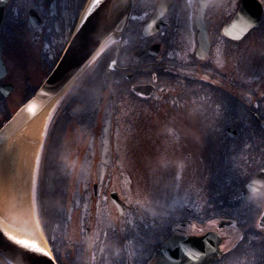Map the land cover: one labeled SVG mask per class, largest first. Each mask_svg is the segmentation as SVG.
Listing matches in <instances>:
<instances>
[{
  "label": "flooded vegetation",
  "instance_id": "flooded-vegetation-1",
  "mask_svg": "<svg viewBox=\"0 0 264 264\" xmlns=\"http://www.w3.org/2000/svg\"><path fill=\"white\" fill-rule=\"evenodd\" d=\"M1 4L0 131L21 106L33 101L81 12L80 0H0ZM241 6L249 17L261 11L260 23L237 39L233 36L238 28L225 26ZM239 42L264 45L261 0H133L129 13L91 55L85 68L95 69V76L104 80L94 91L98 89L97 103H104L110 113L125 102L126 110L146 100L155 108L165 106L174 119L172 133L189 136L195 154L200 144L211 149L214 139L224 143L222 148L239 145L232 142L243 135L250 142L247 148L235 147L238 163L224 168L227 180L216 178L214 171L219 168L214 169L207 158L206 163L198 160L205 172L201 176L205 195L197 194L190 204L179 203L170 211L168 200L161 197L152 212H127L118 237L108 232L107 220L96 227V220H90L88 264H160L162 257L156 252L173 236L202 239L203 251L210 253L208 264H264V83L257 82L264 79V71L260 75L253 69L256 78L252 79L253 65L249 69V62L240 60L236 65L231 60V53L241 52L240 46L235 48ZM245 58L264 59V51ZM113 60L116 65L109 68ZM145 84L153 86L148 95L133 90ZM75 93L68 94L67 105L77 99ZM237 94L241 102L234 98ZM221 99L230 110L224 117ZM172 161L178 173L185 172L180 158ZM221 161L219 156L217 166L224 165ZM232 168L235 178L229 179ZM248 183L252 189L243 191ZM84 253L83 245V257ZM170 257L168 264H176L175 256ZM60 260L75 262L71 252L60 255ZM0 264L10 263L0 255Z\"/></svg>",
  "mask_w": 264,
  "mask_h": 264
},
{
  "label": "rangeland",
  "instance_id": "rangeland-1",
  "mask_svg": "<svg viewBox=\"0 0 264 264\" xmlns=\"http://www.w3.org/2000/svg\"><path fill=\"white\" fill-rule=\"evenodd\" d=\"M236 46H240L241 52L239 56L235 52L231 53L229 55L231 60L236 65L240 60H245L249 62V69L252 65L254 67L256 64V68L252 67L250 70L251 77L252 79L256 78L254 77L253 69L261 75L264 66L258 65L259 62L257 60L259 58L253 60L252 58L245 57L261 55L264 51V45L257 42L247 44L239 42L235 45V48ZM235 64L231 65L234 66ZM85 70L89 71L81 75ZM82 72L78 74L79 76L77 75L73 82H70L65 87V90L60 94L57 102L49 112L47 122L44 124L37 143V152L34 156L30 178L31 188L27 195V204L29 205L32 219L37 223L40 231H42L36 208V190L41 171L42 150L46 147L49 127L55 115L60 111L64 101L69 100L68 94L75 91L77 93V99L75 100L82 104V107H85V109L79 113L71 112V115L59 129V136L62 138V145L64 147L63 152L66 154V157L62 158L59 162L65 170L67 169L66 172L68 173L70 184L69 198L70 196L72 197L71 201L74 208H72V204L71 208L68 206V215H66L65 222L62 224V219L51 231L56 238L54 241L57 244V251H61L60 255L65 256L68 252H71V258L79 263L82 262L83 245L86 238L84 227L81 224L83 219L94 218L96 220L94 227L103 225L99 224V222L101 223L104 220H107L105 223L109 227L121 223L115 213V208L108 202L109 191H118L122 198H126L124 199L126 203L132 206V211L152 212V206L155 203L161 202V197H165L168 200L167 205L170 211H174L180 206L179 203L190 204L197 194L199 196L205 195L201 177L205 176V172H201V168L197 164L199 159L203 158L200 161L206 163L204 158H207L208 163L213 164L214 169L219 168L214 171L216 178L218 180H227V177H224V168L229 164L238 163V153L235 147L247 148L250 142L243 135L232 142L239 145L229 143L230 145H225L224 149L221 147L224 143L221 140L214 139V145L211 149L206 150V145L200 144L195 147L198 150L195 154L194 149L189 145L192 143L189 136L184 133H178V131L175 134L172 133L171 124L174 119L170 117L171 112L169 108L165 106L153 107L156 110V114L155 116H152L151 113L148 114V116L151 115L152 117L149 118L150 121H148L147 127L142 122L144 117H146L143 114L145 113V109L127 108L134 115L133 117L126 112L125 106L127 102L116 105L117 114L110 113V111H107L108 108L104 107V103H100L98 106L96 103L98 89L94 91V87L99 88L98 85L103 86V82L96 83L94 84L95 86L92 85V92L83 90V85L92 76L96 75V70L84 67ZM262 77H264V74ZM257 82L258 84L264 83V79L259 77ZM223 87H227V85L223 84ZM250 96L253 97L251 93ZM260 96L261 94L258 95V98ZM234 98L239 99V94ZM223 101L226 100H220L222 106L220 115L224 117L225 111L230 110L229 106H223ZM74 108H76V105ZM50 116L52 119H50ZM129 119L134 124L133 127L128 126ZM150 126L151 130L148 129L147 131L146 128ZM45 130H47V133ZM96 143H100L98 149L96 148ZM183 146H187L184 154L181 151ZM186 152H190V155L187 156ZM213 153L215 157L211 159ZM219 156L222 160L221 163L224 164L222 167L217 166V158ZM179 158L185 164V172L181 171L178 173L176 171L178 169L177 166L173 165L172 159L177 162ZM190 159L191 161H188ZM180 164L182 163L180 162ZM233 169L230 170L229 179L235 178ZM13 170L15 180H19L20 175L18 171L16 169ZM38 170L39 177L37 179ZM174 174L176 179H174ZM93 182L97 183V196L95 197L96 199L93 198L95 199L94 201L92 200L91 192ZM152 200L154 203H151ZM140 206L144 208L140 209ZM148 216L152 218V215ZM107 217H111V219H106ZM97 231L99 232V230ZM114 234L118 237L112 231L113 236ZM103 235V229H101L100 236L102 237ZM78 247L79 250H77ZM94 258L92 256L91 259L94 260ZM61 263L63 264V262Z\"/></svg>",
  "mask_w": 264,
  "mask_h": 264
},
{
  "label": "water",
  "instance_id": "water-1",
  "mask_svg": "<svg viewBox=\"0 0 264 264\" xmlns=\"http://www.w3.org/2000/svg\"><path fill=\"white\" fill-rule=\"evenodd\" d=\"M132 0H103V3L100 4L95 11H93L87 18L86 22L80 28L79 33L77 30L76 34V43L73 47L67 51L66 54L61 55L59 61L55 65L52 72L49 74L47 79L43 82L40 89L38 90L35 98L32 102L34 104L33 110L29 111L27 105L23 106L14 118L7 123L3 134L0 135V141L8 136L10 133H13L22 125L26 124L36 113H38L56 93L59 92L71 78L76 75V73L81 69L85 62L90 58L93 52L97 47L103 42L105 37L109 34L114 26L126 16L131 8ZM3 7V4L0 5ZM242 18V14L235 21L238 22ZM247 19V18H246ZM255 19L258 21L259 16H255ZM229 25L225 29H230L233 26ZM248 26V23H240L239 29L233 37L241 38V29ZM95 33L99 36V42L94 46L90 40V35ZM73 40V36L70 41ZM67 48V47H66ZM1 51V48H0ZM64 53V52H63ZM1 64V57H0ZM2 66V64H1ZM3 68V67H2ZM145 87H139L138 89L142 91ZM251 183L246 184L248 189ZM96 185H93L95 190ZM244 191H247L246 189ZM250 191V190H249ZM110 197L112 202L116 205L119 212L123 210V203L118 198L116 192H111ZM86 228V254L85 261L87 259L88 243H89V232ZM199 238H189L185 236H173L169 238L162 247L156 252L157 255H160L163 259L164 254L167 256L173 254L176 258V264H207L210 260V253H205L208 251H203L204 244ZM176 247V248H175ZM175 248V249H174ZM185 249L192 250L195 252L205 253L203 257L193 260L185 252ZM208 250V247L206 248ZM25 252L18 250L11 246L0 234V254L3 255L10 263L12 264H56L54 260L49 256L46 251L44 253H38L34 249H23ZM173 250V251H172ZM168 264V261L165 262Z\"/></svg>",
  "mask_w": 264,
  "mask_h": 264
},
{
  "label": "bare ground",
  "instance_id": "bare-ground-1",
  "mask_svg": "<svg viewBox=\"0 0 264 264\" xmlns=\"http://www.w3.org/2000/svg\"><path fill=\"white\" fill-rule=\"evenodd\" d=\"M90 3L91 0H88L80 13L77 25ZM64 90L65 88L61 89L21 129L0 144V234L11 246L23 252L25 248L12 241L8 233L20 239L34 241L39 247L44 248L47 254L51 253L42 231L32 219L27 195L31 188L30 178L39 137L49 112ZM13 169L18 171L21 181L15 180Z\"/></svg>",
  "mask_w": 264,
  "mask_h": 264
},
{
  "label": "trees",
  "instance_id": "trees-1",
  "mask_svg": "<svg viewBox=\"0 0 264 264\" xmlns=\"http://www.w3.org/2000/svg\"><path fill=\"white\" fill-rule=\"evenodd\" d=\"M84 1L85 0H80V5H82ZM71 103L73 106L79 105V110L76 111L75 109L76 112L85 109L82 107V104H80L76 100H72ZM71 103H69V106H71ZM144 108H148L146 104H144ZM73 109H71L70 111H72ZM66 112L67 110H63L64 117L68 115ZM149 113H151V111L146 109L145 113H143L146 115V117H144V120L141 119L145 127H147V123H149L148 121H150L149 118L153 116V114H151L152 116H148ZM88 125L90 126V124ZM128 126L133 127L134 124L130 121L128 122ZM60 127L61 126L59 124L53 126L52 132L49 134L46 147L42 151L41 171L39 183L37 185L36 196L37 209L42 228L52 248L54 258L58 264L61 263L58 257L57 244L56 241H54L56 240V238L54 237L51 230L54 229L62 219L63 220L61 221V223L65 222L66 215H68V206H70L71 208L72 204V208H74V205L71 201L72 197L70 196L69 198L70 184L68 173L66 172L67 169L65 170L59 162L62 158L66 157L65 152H63L64 147L62 145V138L59 136ZM148 129L151 130V126L149 128H146L147 131ZM92 200L94 201L93 197Z\"/></svg>",
  "mask_w": 264,
  "mask_h": 264
},
{
  "label": "snow or ice",
  "instance_id": "snow-or-ice-1",
  "mask_svg": "<svg viewBox=\"0 0 264 264\" xmlns=\"http://www.w3.org/2000/svg\"><path fill=\"white\" fill-rule=\"evenodd\" d=\"M101 2H102V0H91L90 5L85 10L83 17L80 20V23L78 25H76L77 33H79L80 28L86 22V18L88 16V14L91 13L93 11V9L96 8ZM261 2H264V0H261ZM204 7H207V5H204ZM162 14L163 13H160V15H162ZM136 18L137 17H135V16L132 17V19H136ZM247 20H248V26L243 28V29H241V36L244 35L249 30L250 27L258 26L259 23H260L259 21H257L253 17H248ZM28 22L29 23L31 22L30 18H29ZM239 38L240 37H237V39H239ZM90 40H91V42H92V44L94 46L96 43L99 42V36H97L95 33H93V34L90 35ZM75 43H76V34H73V40L68 43L67 48L64 49V53H61V55L66 54L67 51L70 50L73 47V45H75ZM96 55L98 56V55H100V53H96ZM115 65H116V61L113 60L108 65V67L109 68H113ZM139 95L143 96L144 93L141 92ZM27 107H28L29 111H31L34 108V104L32 102H29ZM262 215H264V214H262ZM8 236L10 237V239L12 241H15L17 244L23 246L25 249H34L38 253H44L46 251L44 248L39 247L34 241H29V240H26V239H20V238H18L16 236H13L11 233H8ZM185 252L193 260H197V259L203 257L204 255H206L205 253H201V252H195L194 253L192 250H189V249H185ZM48 255L50 256L51 253H48ZM171 259L172 258L170 256H167V254L165 253L163 259L160 261V264H165L166 261H171Z\"/></svg>",
  "mask_w": 264,
  "mask_h": 264
}]
</instances>
